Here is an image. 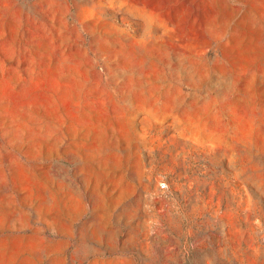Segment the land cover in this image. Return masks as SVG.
<instances>
[{
  "label": "rangeland",
  "instance_id": "1",
  "mask_svg": "<svg viewBox=\"0 0 264 264\" xmlns=\"http://www.w3.org/2000/svg\"><path fill=\"white\" fill-rule=\"evenodd\" d=\"M0 264H264V0H0Z\"/></svg>",
  "mask_w": 264,
  "mask_h": 264
}]
</instances>
